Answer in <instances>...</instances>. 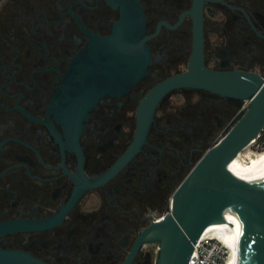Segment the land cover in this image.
<instances>
[{"label": "flooded vegetation", "instance_id": "af4514ba", "mask_svg": "<svg viewBox=\"0 0 264 264\" xmlns=\"http://www.w3.org/2000/svg\"><path fill=\"white\" fill-rule=\"evenodd\" d=\"M134 1L0 0V264L9 251L44 264H122L248 109V99L204 88L165 91L146 141L112 172L148 95L189 69L200 0H137L143 42L127 41L125 56L109 37ZM201 1L205 67L264 78V0ZM154 245L131 264H152Z\"/></svg>", "mask_w": 264, "mask_h": 264}, {"label": "water", "instance_id": "95a60500", "mask_svg": "<svg viewBox=\"0 0 264 264\" xmlns=\"http://www.w3.org/2000/svg\"><path fill=\"white\" fill-rule=\"evenodd\" d=\"M201 6L200 0L189 69L166 79L148 95L155 97V101L147 113L142 109L139 111L142 123H138L132 145L114 165L112 172L139 151L146 141L154 107L165 91L176 87L204 88L248 99L250 104L241 118L203 154L177 187L169 211L139 233L122 264H131L145 243L157 245L154 264H187L195 243L207 226L228 219L237 221L241 230L242 256L239 264H264V171L243 177L228 172L233 158L264 130V78L255 72H216L205 67ZM144 29L143 7L135 0L134 4L125 5L122 18L109 39L113 43L120 42L127 56V41H134L136 45ZM142 42L140 40V45ZM143 71V68L135 70L136 77ZM6 255L11 261L1 264H44L16 251H9Z\"/></svg>", "mask_w": 264, "mask_h": 264}, {"label": "bare ground", "instance_id": "6f19581e", "mask_svg": "<svg viewBox=\"0 0 264 264\" xmlns=\"http://www.w3.org/2000/svg\"><path fill=\"white\" fill-rule=\"evenodd\" d=\"M248 146L239 151L229 163V173L237 177H243L255 176L264 171V150L256 156H249L243 153ZM209 233L219 238L228 249V256L224 264H239L242 256V245L241 230L238 222L231 219L212 222L202 235Z\"/></svg>", "mask_w": 264, "mask_h": 264}, {"label": "built area", "instance_id": "2783aa9c", "mask_svg": "<svg viewBox=\"0 0 264 264\" xmlns=\"http://www.w3.org/2000/svg\"><path fill=\"white\" fill-rule=\"evenodd\" d=\"M161 218L162 217L158 219ZM227 256L228 249L224 243L219 238L209 233L204 236L201 235L197 240L187 264H224Z\"/></svg>", "mask_w": 264, "mask_h": 264}, {"label": "rangeland", "instance_id": "374dc122", "mask_svg": "<svg viewBox=\"0 0 264 264\" xmlns=\"http://www.w3.org/2000/svg\"><path fill=\"white\" fill-rule=\"evenodd\" d=\"M263 150H264V130L261 132V135L259 137H257L254 141H252L249 144V146L247 147L245 151H243V153L249 156H256L258 153L262 152ZM163 212H166V210ZM163 212H160V213L163 214ZM160 213H157V214H160ZM148 248H150L153 251L152 252L153 253V263L152 264H154L156 253H157V245L155 244L154 247L150 246Z\"/></svg>", "mask_w": 264, "mask_h": 264}]
</instances>
